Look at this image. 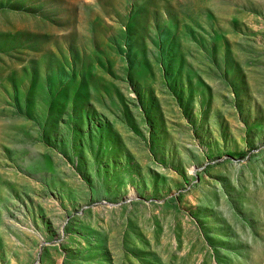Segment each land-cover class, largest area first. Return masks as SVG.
Returning <instances> with one entry per match:
<instances>
[{
	"label": "rangeland",
	"instance_id": "obj_1",
	"mask_svg": "<svg viewBox=\"0 0 264 264\" xmlns=\"http://www.w3.org/2000/svg\"><path fill=\"white\" fill-rule=\"evenodd\" d=\"M0 264H264V0H0Z\"/></svg>",
	"mask_w": 264,
	"mask_h": 264
}]
</instances>
